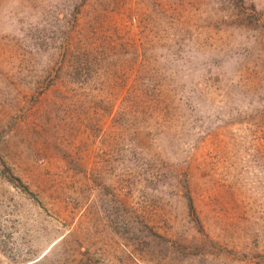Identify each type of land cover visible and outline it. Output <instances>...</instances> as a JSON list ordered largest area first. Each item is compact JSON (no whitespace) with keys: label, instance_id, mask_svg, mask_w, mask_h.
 <instances>
[{"label":"rangeland","instance_id":"1","mask_svg":"<svg viewBox=\"0 0 264 264\" xmlns=\"http://www.w3.org/2000/svg\"><path fill=\"white\" fill-rule=\"evenodd\" d=\"M0 264H264V0H0Z\"/></svg>","mask_w":264,"mask_h":264},{"label":"trees","instance_id":"2","mask_svg":"<svg viewBox=\"0 0 264 264\" xmlns=\"http://www.w3.org/2000/svg\"><path fill=\"white\" fill-rule=\"evenodd\" d=\"M192 207V206H191Z\"/></svg>","mask_w":264,"mask_h":264}]
</instances>
